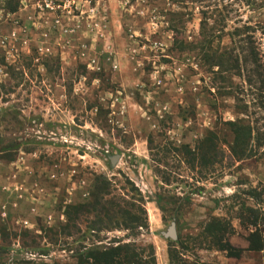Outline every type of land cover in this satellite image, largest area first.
Listing matches in <instances>:
<instances>
[{
  "label": "rangeland",
  "instance_id": "obj_1",
  "mask_svg": "<svg viewBox=\"0 0 264 264\" xmlns=\"http://www.w3.org/2000/svg\"><path fill=\"white\" fill-rule=\"evenodd\" d=\"M248 1L213 6L226 22L214 47L230 51V34L251 26L242 38H252L260 65L212 74L199 52L174 45L171 29L176 21L178 39L198 49L199 4L0 0V264H75L78 251L119 238L152 244L158 264H170V249L180 264H264V252L249 251L255 228L247 225L248 209L255 210L264 231V11ZM249 47L233 55L250 58ZM133 77L138 86L119 87ZM237 119L254 130L250 158L239 162L226 126ZM209 133L223 156L200 173L173 149L195 148ZM96 176L110 181L113 197L143 206L146 216L136 212L149 231L137 238L92 231L90 217L81 233L61 235L65 208L89 199ZM215 218L230 224L239 259L205 249L202 236ZM172 223L177 240L164 237Z\"/></svg>",
  "mask_w": 264,
  "mask_h": 264
},
{
  "label": "trees",
  "instance_id": "obj_2",
  "mask_svg": "<svg viewBox=\"0 0 264 264\" xmlns=\"http://www.w3.org/2000/svg\"><path fill=\"white\" fill-rule=\"evenodd\" d=\"M173 1L176 4L182 5L199 4L201 8L198 49L191 48L183 40L178 39L179 28L176 26V21L172 22L171 29L177 34L174 37V45L179 47L182 52H199L201 62L212 74H227L228 72L231 73V71H238L240 74L241 70L243 68L247 69L248 66L259 67L260 64L255 47L253 45L249 47V45L254 44L252 38H247L248 36H246L247 39L242 38L243 35L254 32L251 26L246 25L243 29L236 28L235 32L230 34L232 42L235 44L230 51H221L218 47H214V42L221 39V35L225 34L226 22L224 23L223 20L222 23H219L216 19V14H214L215 11L212 8L213 6L220 7L224 2H219V0ZM8 4L10 5V13H17L18 4L13 5L11 1ZM247 6L257 11H264V0H249ZM171 16L179 19L180 13H173ZM248 47L250 58L245 56L241 59L239 55H233L239 50L242 53H246ZM227 63H231L230 69L226 68L225 65ZM1 65L4 66L5 64ZM226 126L229 127L233 135V144L230 148L233 158L238 162L250 158V147L254 133L252 126L248 123L246 124V121L238 119L234 122H229ZM153 143V136H151L148 139V148L150 151L153 150L151 148ZM173 151L182 154L193 170L197 168L201 169L200 173L214 170L220 163V155L223 153L219 149L218 136L215 133L207 134L195 148H191L189 145H183L180 149L175 148ZM164 181L166 183L170 182L168 177ZM112 194L113 189L110 181L103 176H96L89 199L83 203L69 205L65 208V223L60 229L61 235L72 237L74 234L81 233L80 225L84 219L88 220L90 217L95 219L92 223V231H95L96 228L100 229L101 227L102 229L112 231L133 232L130 236L127 235L126 238L132 236L137 238L142 234L141 231H149L148 220L141 218L136 212L139 211L146 216V211L143 206L141 204L138 206L136 203L127 204L124 197H113ZM248 212L247 225L255 228L248 238L249 251L264 252V231L258 229L260 215L252 209H248ZM243 225H246L245 220ZM231 229L230 224L223 220H219L218 218L213 219L207 224L202 236L206 244L205 249L225 252L228 257L239 259L242 252L235 249L228 239V236L232 234ZM168 254L170 264L181 263L177 252L174 253L170 249ZM75 258V264H158L156 251L152 244L147 248H143L135 243L125 242V240L120 238L110 242L104 249L92 247L89 249L85 248L84 251H78Z\"/></svg>",
  "mask_w": 264,
  "mask_h": 264
},
{
  "label": "water",
  "instance_id": "obj_3",
  "mask_svg": "<svg viewBox=\"0 0 264 264\" xmlns=\"http://www.w3.org/2000/svg\"><path fill=\"white\" fill-rule=\"evenodd\" d=\"M120 158L119 155L110 157V161H111V167H115L117 164V160ZM164 237L167 239H171V240H177L178 235L176 232V224L172 223V225L170 226L169 230L167 233L164 234Z\"/></svg>",
  "mask_w": 264,
  "mask_h": 264
},
{
  "label": "crops",
  "instance_id": "obj_4",
  "mask_svg": "<svg viewBox=\"0 0 264 264\" xmlns=\"http://www.w3.org/2000/svg\"><path fill=\"white\" fill-rule=\"evenodd\" d=\"M109 15H111V14L109 13ZM102 16H103V15H102ZM102 19H103V18H102ZM115 64H116V63H115ZM120 65H121V67H122V65H124V64L121 62ZM118 67H119V66H117V64H116V65L114 66V69H118ZM124 76H125L124 74H121V78H123V79L126 78V77H124ZM139 78H140V77H139ZM139 78H138V77H133V78H132V81H130V82L127 83V84H125V81H123V82L121 81L119 87L128 86L129 84H131L132 87H135V85L138 86V85H139V84H138V83H139V80H138V82H136V79H139Z\"/></svg>",
  "mask_w": 264,
  "mask_h": 264
},
{
  "label": "built area",
  "instance_id": "obj_5",
  "mask_svg": "<svg viewBox=\"0 0 264 264\" xmlns=\"http://www.w3.org/2000/svg\"><path fill=\"white\" fill-rule=\"evenodd\" d=\"M68 3H69V8L71 7L70 5H71V3H75V2H73V1H68ZM46 7L48 8V9H50V10H53L54 9V7H53V5H49V4H46ZM60 7V6H59ZM69 13V12H68ZM93 13V12H92Z\"/></svg>",
  "mask_w": 264,
  "mask_h": 264
}]
</instances>
